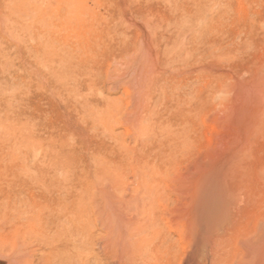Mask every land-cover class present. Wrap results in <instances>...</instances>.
<instances>
[{
	"label": "rangeland",
	"instance_id": "1",
	"mask_svg": "<svg viewBox=\"0 0 264 264\" xmlns=\"http://www.w3.org/2000/svg\"><path fill=\"white\" fill-rule=\"evenodd\" d=\"M254 11L264 19L262 0H0V264L27 252L34 264H97L93 203L114 169L111 147L125 144L131 167L147 166L134 153L133 120L147 117L148 101H136L129 62H147L155 80L180 72L174 92L200 86L183 73L203 69L213 52L230 78L249 80L225 45L241 41V19ZM190 34L200 62L178 53ZM263 50L248 63L264 62Z\"/></svg>",
	"mask_w": 264,
	"mask_h": 264
},
{
	"label": "bare ground",
	"instance_id": "2",
	"mask_svg": "<svg viewBox=\"0 0 264 264\" xmlns=\"http://www.w3.org/2000/svg\"><path fill=\"white\" fill-rule=\"evenodd\" d=\"M253 15L241 19V41L230 48L216 31L208 33L226 50H238L251 81L230 78L214 52L203 69L183 73L188 83H200L184 93L169 85L180 72L155 80L142 68L147 62L138 66L131 59L126 66L136 101L142 95L148 101L147 117L133 120L139 133L134 153L147 166L131 167L125 144L111 147L114 169L93 203L97 264H264V62L248 63L251 51L264 46V19ZM190 35L178 51L187 63L194 52L200 56ZM228 89L231 98L223 96ZM68 250L60 254L65 260L73 257ZM29 257L21 253L14 262L34 264Z\"/></svg>",
	"mask_w": 264,
	"mask_h": 264
}]
</instances>
